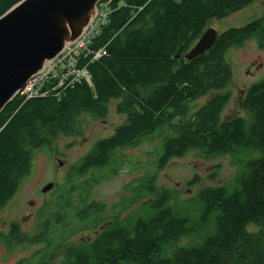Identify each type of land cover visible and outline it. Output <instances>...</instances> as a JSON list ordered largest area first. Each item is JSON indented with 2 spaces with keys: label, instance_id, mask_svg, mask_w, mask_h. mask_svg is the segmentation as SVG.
<instances>
[{
  "label": "trees",
  "instance_id": "16d2710c",
  "mask_svg": "<svg viewBox=\"0 0 264 264\" xmlns=\"http://www.w3.org/2000/svg\"><path fill=\"white\" fill-rule=\"evenodd\" d=\"M19 1L0 0V17ZM254 1L110 0L109 21L96 42L97 47L106 45L107 54L89 66L91 80L61 97L24 103L18 95L4 108L0 209L29 173L34 150L45 145L43 131L81 134L80 118L105 117L114 99L118 112L127 115L114 134L100 139L72 171L71 192L81 188L74 203L62 194L59 198L67 205L57 202L49 208L35 234L22 232L17 223L0 234V243L10 251L27 241L45 243L32 258L16 264H37V256L48 263L58 238L50 237L52 231L70 218L84 222L105 210V204L89 198L92 185L103 177L100 172L108 173L110 162L125 149L162 133L160 168L191 150L208 157L256 151L261 156L246 163L247 172L233 188L200 190L196 219L170 204L171 193L149 185L150 200L139 206L141 214L127 224H108L81 247L59 249L67 250L61 264H264V78L247 88L240 101L250 121L240 116L222 119L233 81L225 55L252 38L264 48V18L219 33L213 48L196 59L184 57L212 19L225 18ZM201 97L206 100L194 109ZM194 236L200 240L180 244Z\"/></svg>",
  "mask_w": 264,
  "mask_h": 264
},
{
  "label": "rangeland",
  "instance_id": "374dc122",
  "mask_svg": "<svg viewBox=\"0 0 264 264\" xmlns=\"http://www.w3.org/2000/svg\"><path fill=\"white\" fill-rule=\"evenodd\" d=\"M259 18H264V0H255L248 7L225 18L212 19L207 28L213 27L223 33ZM225 59L232 66L233 81L230 84L232 96L222 113V119L240 116L250 121L251 116L240 108V101L247 88L264 78V48L252 38L242 46L231 47ZM205 100V97L199 98L194 109ZM116 104L115 99L108 104L107 115L103 118L93 115L80 118L81 135H67L63 131L52 135L48 129L47 135V131H43L45 145L34 150L29 173L16 194L0 209V234L10 232L11 223L20 225L22 232L35 234L40 231L41 217L49 208L57 202L63 204L65 198L69 203L78 199L81 188L71 192L74 184H69L70 175L100 139L111 136L116 127L125 121L126 116L118 112ZM164 137L163 133L156 135L152 140L143 141L116 155L108 165L110 173L104 170L100 172L103 174L102 179L89 190L90 199L95 198L105 204L103 213L84 222L70 218V221L50 233L51 238L58 237L51 260L43 263L37 256L34 261L37 264H61L66 260L67 250L58 252L59 249L67 247L69 250L90 243L108 224H127L130 217L133 219L141 214L139 206L150 200L149 185L155 190L165 189L171 193L170 204L196 219L200 211L195 208V199L200 190L221 186L233 188L247 172L246 163L261 156V152L256 151L208 157L201 150H191L183 156L170 158L160 168L158 162L163 153ZM88 178L86 176L83 180ZM49 182L57 183L56 188L43 193L42 188ZM62 194H66L65 198L61 197L63 199L59 198ZM59 231H63L64 235L61 236ZM199 240L197 236L185 237L180 244ZM44 244L27 241L10 251L5 244L0 243V264H16L32 258Z\"/></svg>",
  "mask_w": 264,
  "mask_h": 264
},
{
  "label": "water",
  "instance_id": "95a60500",
  "mask_svg": "<svg viewBox=\"0 0 264 264\" xmlns=\"http://www.w3.org/2000/svg\"><path fill=\"white\" fill-rule=\"evenodd\" d=\"M103 1L21 0L0 17V113L47 63L81 38ZM218 35L215 28H207L185 58L204 55ZM54 187L55 183L49 182L42 192Z\"/></svg>",
  "mask_w": 264,
  "mask_h": 264
},
{
  "label": "built area",
  "instance_id": "2783aa9c",
  "mask_svg": "<svg viewBox=\"0 0 264 264\" xmlns=\"http://www.w3.org/2000/svg\"><path fill=\"white\" fill-rule=\"evenodd\" d=\"M110 13V2L103 1L99 5L97 17L81 38L36 77L39 81L38 87L32 86L34 78L27 82L21 91L24 103L35 98L60 97L77 83L90 80L89 66L107 54L106 45L97 47L96 42L109 21Z\"/></svg>",
  "mask_w": 264,
  "mask_h": 264
},
{
  "label": "bare ground",
  "instance_id": "6f19581e",
  "mask_svg": "<svg viewBox=\"0 0 264 264\" xmlns=\"http://www.w3.org/2000/svg\"><path fill=\"white\" fill-rule=\"evenodd\" d=\"M101 3H102V2H101ZM101 3H99V5H100ZM99 5H98V8H99ZM208 28H209V27H208ZM218 33H219V32H218ZM218 36H219V35H218ZM199 39H200V38H199ZM196 43H197V42H196ZM193 47H194V46H193ZM193 47H192V48H193ZM192 48H191V49H192ZM63 52H64V51H63ZM186 54H187V53H186ZM186 54H185V55H186ZM184 57H185V56H184ZM55 59H57V58H55ZM55 59H53L52 62H54ZM52 62L47 63V65L51 64ZM39 75H40V74H38V75H36L35 77H33L34 80H35V81L33 82V84H32L33 88H37L38 85H39V81H38V79H36V77L39 76ZM31 79H32V78H31ZM31 79H30V80H31ZM90 80H91V75H90ZM79 83H80V82H79ZM77 84H78V83H77ZM77 84H76V85H77ZM24 87H25V86H24ZM23 89H24V88H23ZM23 89H22V90H23ZM22 90H21V91H22ZM21 91H20V93H19L18 95H20V99L23 100V97H24V96L22 95V92H21ZM18 95H17V96H18ZM61 96H62V94L60 95V97H61Z\"/></svg>",
  "mask_w": 264,
  "mask_h": 264
},
{
  "label": "flooded vegetation",
  "instance_id": "af4514ba",
  "mask_svg": "<svg viewBox=\"0 0 264 264\" xmlns=\"http://www.w3.org/2000/svg\"><path fill=\"white\" fill-rule=\"evenodd\" d=\"M116 108H117V104H116ZM106 115H107V114H106ZM123 115H124V114H123ZM125 116H127V115H125ZM99 118H103V117H99ZM125 120H126V119H125ZM124 122H125V121H124ZM124 122H123V123H124ZM123 123H122V124H123ZM120 125H121V124H120ZM120 125H119V126H120ZM119 126H118V127H119ZM118 127H116V129H117ZM116 129H115V130H116ZM115 130H114V132H115ZM47 133H48V131H47ZM113 134H114V133H113ZM113 134H112V135H113ZM80 135H81V134H80ZM54 183H55V182H54ZM56 185H57V183H55V187H54V188H56ZM0 228H1V226H0Z\"/></svg>",
  "mask_w": 264,
  "mask_h": 264
}]
</instances>
